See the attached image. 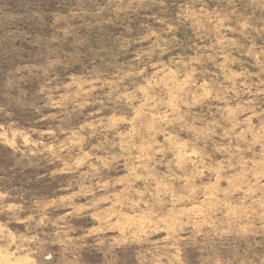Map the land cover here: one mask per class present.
Listing matches in <instances>:
<instances>
[{
  "label": "rangeland",
  "instance_id": "374dc122",
  "mask_svg": "<svg viewBox=\"0 0 264 264\" xmlns=\"http://www.w3.org/2000/svg\"><path fill=\"white\" fill-rule=\"evenodd\" d=\"M0 264H264V0H0Z\"/></svg>",
  "mask_w": 264,
  "mask_h": 264
}]
</instances>
